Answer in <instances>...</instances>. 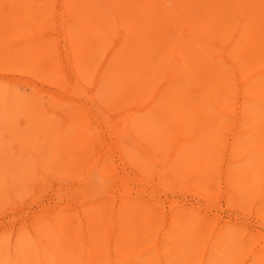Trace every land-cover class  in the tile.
Returning a JSON list of instances; mask_svg holds the SVG:
<instances>
[{"label": "bare ground", "instance_id": "6f19581e", "mask_svg": "<svg viewBox=\"0 0 264 264\" xmlns=\"http://www.w3.org/2000/svg\"><path fill=\"white\" fill-rule=\"evenodd\" d=\"M58 7H62L59 27L69 42L72 66L83 80L99 82L102 110L110 112L111 103L127 110L122 117L127 129L120 128L124 138L136 136L145 155L168 160L171 172H162L155 180V167L147 169L141 155H131L123 142L124 157L143 181L174 189L180 187L174 182L177 177L180 181L191 174L196 186L191 184L190 190L214 199L209 184L214 183L213 174L225 170L230 205L241 198L264 210V0H0V56L46 75L63 88L59 49L49 33L57 27ZM10 36L16 40L7 46L3 40ZM101 51L109 56L95 81L91 68ZM10 97H0V106L11 109L7 110L10 121L24 110L33 116L27 117L30 124L25 132L0 126L9 128L11 137H24L20 161L0 168V200L7 190L21 189L32 166L41 164L39 158L51 156L50 168L68 167L74 152L103 143L99 128L89 125L87 111L73 110L61 121L47 114L41 117V102L23 98L12 103ZM60 111L68 113V109ZM83 126H88L90 136L83 134ZM226 131L232 133L229 150L224 148ZM29 152L37 157L28 161ZM96 162L99 159L78 165L76 172L111 176L107 166L99 168ZM124 204L117 231L105 221V205L100 207L103 213L89 214L97 226L90 224L80 231L72 219L38 226L42 231V240L35 244L38 249L33 256L31 243L28 246L21 237L19 256H28L19 257L20 261L155 264L159 259L164 264H192L211 232L210 222L215 221L209 212L180 206L171 213L162 238L156 231L164 226L162 207L132 197ZM142 235L150 236L151 242L139 249ZM246 238L236 229L220 228L208 253L211 257L205 254L198 264L236 262ZM254 264H264V248Z\"/></svg>", "mask_w": 264, "mask_h": 264}, {"label": "rangeland", "instance_id": "374dc122", "mask_svg": "<svg viewBox=\"0 0 264 264\" xmlns=\"http://www.w3.org/2000/svg\"><path fill=\"white\" fill-rule=\"evenodd\" d=\"M61 12L62 7H58L54 13L57 27L49 33L52 34V40L56 44L57 50L59 49L60 57L58 61L61 63L59 68L65 83L62 85L63 88L56 83H52L51 78H47L46 75L32 73L26 65L5 61L0 56V97L11 95L12 103L23 98L30 102L36 100L35 102H41L38 106L41 117L47 114L46 116L50 115L61 119V121L73 110L87 111L91 115L89 125L99 128L103 143L74 152L72 155L73 162L68 167L56 165V167L50 168L47 160L50 161L51 156L50 158L41 157L39 158L41 164L32 166L28 180L21 186V189L7 190L5 197L0 200V264H23L20 258H27L28 255L25 253L21 257L19 256L18 246H20V243L18 244V242H21V237H24L23 240L29 241L28 246L31 243L32 250L30 252H33L34 256V252L38 249L35 244L42 240L40 234L42 231H39V227L44 223L53 221L61 223L60 220L66 219L69 221L72 219L71 221L80 231L86 227H91L90 224L97 226V223L90 221L89 214L94 210L102 212V209H100L102 205L106 206L105 221L111 223L117 231L118 226L123 222L121 215L125 210L126 203L124 204V201L131 197L158 204L159 207L164 209L163 229L159 230L154 226V229L162 238H164V235L166 236L174 208L180 206L195 207L202 209L204 213L209 212L210 218L215 221L210 222L209 225H213L212 228H208L211 232L206 235L208 238L204 245V241H202L203 247L201 245L198 248L197 251L200 254L190 261L192 264H198L200 259L209 253L212 241L216 239L220 228L222 230L236 229L241 237L246 234L248 238V240L243 241L242 255L237 261L230 260L226 264H254L257 252L264 248V210L255 202H247L241 198L237 200L234 207L230 205L228 202L230 187L226 182L225 170L213 174L214 183L213 185L209 184L210 191L214 193V199H207L190 190L191 184L196 186V181L192 182L193 177L191 174L182 177L180 181L177 177L174 182H180V187L174 189H164L156 183L149 184L143 181L136 168L131 166L124 157L121 148L123 142L127 144L126 147L131 155H141V162L146 161L145 167L147 169L151 168L152 165L155 167L153 169L155 180L160 179L162 172H171L168 160L161 158V156L154 158L145 155L141 150L142 143L136 136L134 138L130 137L129 140H127V137L124 138V130L127 127L124 125L122 117L127 110L114 103L110 104V112L105 113L102 110V103L99 99L101 94L99 82H94L91 79L83 80L72 66L69 42L65 38V33L63 34L60 31L61 27H59ZM14 40L16 38L10 36L6 37L3 42L8 46ZM98 55L96 66L91 68L95 81L101 76V72L106 69L105 65L109 56L108 54L106 56L105 54L102 55V51ZM13 64L15 68H12ZM69 83L72 84L69 85ZM53 94H58L60 98L55 97ZM66 109H68V113L60 111ZM3 110L5 111L1 113ZM7 110L11 111L10 108L4 109L3 106H0V118L5 117L4 121L0 122V126H7L8 124L9 127L14 129L24 128L25 132L30 124L29 121H26L27 117H32L33 112L30 110L18 112L14 119L10 121L11 112H7ZM83 127V134L90 136L91 132L88 126ZM9 133V128L0 127V168L8 162L20 161V158L23 157L20 154V148L24 137H17L16 135L11 137ZM231 134L226 131L224 135L226 136L224 148L227 150L230 149L228 144L232 140ZM26 135L28 136V132ZM25 138L27 137L25 136ZM8 154L12 157H8ZM104 156L107 158L104 159ZM36 157V152L26 153L28 161L34 160ZM44 159L46 161L42 163ZM97 159H99V162H96L99 168L107 166L109 169L106 172L111 176L94 173V175L86 177V173L85 175H79L80 171L76 172V166L87 165L88 162H95ZM227 160L228 157H226L224 163ZM169 180H172V178H169ZM87 186H90V188L87 189ZM150 242V236L144 238L142 235L139 249L148 246ZM150 252L154 254L153 250ZM210 257L211 255L208 254L207 258ZM30 259L34 258L30 256ZM154 262L155 264H164L159 259Z\"/></svg>", "mask_w": 264, "mask_h": 264}]
</instances>
